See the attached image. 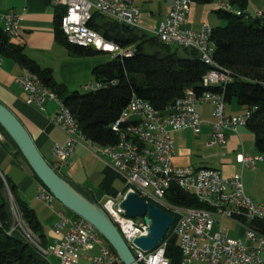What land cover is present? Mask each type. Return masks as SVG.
I'll return each mask as SVG.
<instances>
[{
    "label": "built area",
    "instance_id": "built-area-1",
    "mask_svg": "<svg viewBox=\"0 0 264 264\" xmlns=\"http://www.w3.org/2000/svg\"><path fill=\"white\" fill-rule=\"evenodd\" d=\"M51 1L54 4L62 2L65 8L60 26L69 42L85 46L98 44V50L108 53L110 57L113 52L119 55H130L133 52L132 46L121 47L107 41L89 21L92 12L97 10L119 22L140 27L137 0ZM225 7L238 9L227 0L219 1L215 6L222 9ZM189 11L190 7L186 4L173 0L170 10L160 20L154 34L164 43L196 50L207 65L202 85L209 87L211 84H219L223 87L234 79L231 77V69L209 61L207 46L202 44V34L203 28L210 24L202 22L198 29L191 28L188 25ZM261 13V10H255V14ZM0 18L1 26L7 34L12 37L19 35L20 28L13 11L2 12ZM63 18H70L73 30H65ZM15 80L24 92L27 105L42 110L47 100L55 101L25 72L16 75ZM105 85V81L90 80L82 84V88L97 89ZM198 102L212 104L213 120L208 144L225 143L227 133H235L240 126H244L250 113V110L241 114L226 113L222 91L204 89L196 93L187 89L164 110H158L147 99L133 93L111 124V129L117 135V145L99 144L94 150V154L123 181L122 188L115 194L105 195L99 202L121 235H129L127 245L135 257H141V264H168L166 241H161L152 250H145L134 242L137 236L147 232L150 223H146L143 216L127 215L120 207L119 203L127 191L135 192L146 202H152L174 216L170 234L176 237L181 264H264V237L258 236L252 227V216L264 219L263 204L246 194L241 173L223 176L217 167L175 165L172 162L175 151L173 132L185 128H191L195 134L200 132L203 119L196 108ZM51 120L65 134L63 142L55 141L51 146L52 156L59 168L67 163L74 148L82 141L74 123L61 113L58 106ZM131 142H139L140 151H133ZM148 147H155L154 160H147ZM237 160L242 166L254 167L257 162L264 161V152H239ZM158 175H165L166 183L170 186L175 184L192 194L202 205L186 206L163 200ZM37 197L52 206L54 196L48 188L38 185ZM56 214L54 229L60 237L55 239L52 246L44 247L48 257L53 255L57 260L56 263L52 261V264H75L83 251L96 244L99 245V251L91 257L93 264H123L91 222L79 215L69 216L61 210ZM224 220L238 227L237 234H230L231 228L223 226Z\"/></svg>",
    "mask_w": 264,
    "mask_h": 264
},
{
    "label": "trees",
    "instance_id": "trees-1",
    "mask_svg": "<svg viewBox=\"0 0 264 264\" xmlns=\"http://www.w3.org/2000/svg\"><path fill=\"white\" fill-rule=\"evenodd\" d=\"M190 1L209 3L212 0ZM227 1L239 9H234L238 13L214 8L226 23L211 26L210 34L215 47L214 60L229 67L234 76V79L223 87L202 85L201 80L207 65L200 59L196 50L164 43L156 34L142 27L119 22L97 10L92 12L89 24L107 41L121 47L133 48L130 55L108 56L93 67L94 80L105 81L106 85L103 87L84 91L67 89L63 82L53 77L49 67L40 66L25 53L24 46L13 41L12 36L3 30L1 25L0 55L14 59L24 69L37 75L69 109L84 138L98 146L117 143V135L111 129V124L118 118L133 93L147 99L158 110H164L187 89L196 93L210 89L212 92L222 91L225 102L234 99L246 110H250L245 127L253 134L255 149L264 152V12L257 15L248 11V0ZM64 11L65 8L61 5L55 11V39L74 56L105 53L93 45L72 43L65 38L60 26ZM179 48L182 52H179ZM0 133L3 136V145L12 149L14 156L19 155L26 161L1 124ZM56 170L66 178L58 168ZM33 176L46 188L34 172ZM117 178L118 174L105 166L99 181L100 189L107 195L115 194L118 190L114 184ZM73 186L89 199L96 200L83 187ZM165 200L186 206L202 205L192 194L175 184H169L165 191ZM68 212L77 216L70 210ZM253 227L264 235V219L254 220ZM170 228L171 226L162 239L166 241L165 255L169 260L168 264H181L180 250L176 237L170 234ZM24 229L31 232L36 243L25 235ZM104 241L113 249L105 238ZM39 245L46 247V237L35 209L21 196L11 176L0 169V264H52L51 258L44 255Z\"/></svg>",
    "mask_w": 264,
    "mask_h": 264
},
{
    "label": "crops",
    "instance_id": "crops-1",
    "mask_svg": "<svg viewBox=\"0 0 264 264\" xmlns=\"http://www.w3.org/2000/svg\"><path fill=\"white\" fill-rule=\"evenodd\" d=\"M147 1H153L155 8L158 10V16L153 15L150 5L147 9L141 7L142 3ZM212 1L214 2L213 4H217L219 1L226 0ZM137 3L140 7L139 26L148 31H155L160 20L170 10L173 0H137ZM216 4L213 6L214 8ZM57 6L59 7V5L54 4L51 0H0V14L7 10L13 11L17 16V22L20 28L19 35L16 36V39L13 41L22 44L25 53L35 59L40 66L49 67L53 77L57 81L63 82L67 89L80 90L82 84L94 80L92 69L96 65V61L94 58L71 55L64 45L55 39L54 15L56 8H58ZM188 7H190V5ZM247 9L253 14H255L256 9L264 12V1L259 5L255 3V0H248ZM207 20H209V8L199 9L197 7H190L188 25L191 28L198 29L202 22H207L210 26H213V24ZM217 24H221V21H217ZM0 25H2L1 18ZM23 71L24 68L17 61L0 55V101L7 105L23 122L42 155L48 161L55 163L51 146L53 142H63L65 139L64 132L51 120L58 105H56L54 100H47L42 110L27 105L24 102V92L15 80L16 75ZM232 108L231 111L225 109L226 113L241 114L246 111V108L243 106ZM197 110L201 113L203 119L198 134H195L191 128L180 129L173 132L175 151L172 155V162L175 165L213 166L217 167L223 176H230L238 172L239 169L241 170V174L242 172L252 175L264 173V161L257 162L254 167L246 168L247 166H242L237 160V154L239 152H257L254 147L253 135L243 129L245 125L240 126L235 133H227L225 143L219 144L220 148L217 150V157H215V159L214 157L210 158L213 159V161H202L201 156L194 152L193 148L188 146L185 138L188 131H191L196 136L203 134L208 144L212 117H209V114L208 116L206 115V107L204 105L202 109L197 108ZM84 142L78 144L74 148L71 158L63 165V175L68 181L70 180L73 185L83 187L99 201L101 196L104 198V196L107 195L99 187L101 172L106 165L97 156H93L89 153L87 147L83 144ZM0 144V169L11 176L17 184L21 196L35 209L45 232L46 247H50L54 244L55 239L60 237V234L56 233L54 229V224L57 220L56 212L61 210L69 216L72 215L66 210H63L60 206L55 205L53 201L52 206L47 205L44 201V204L39 202L40 200H38L39 198L36 192L37 186L41 184L38 183L33 176V171L27 161L19 155L14 156L12 153L13 150L6 148L1 139ZM92 144L93 143H91V145ZM95 145L99 147L97 144ZM8 154H10L12 158L8 163L9 165H4L6 155ZM10 164H15L20 169L22 176L18 181L10 173ZM59 168H61V166ZM90 179L96 180L98 191L94 192L90 189L88 185ZM30 186L32 192L27 191V188ZM243 186L246 194L262 202L264 206V193L258 191L248 178L246 182H243ZM46 207L49 210H46ZM54 207L56 209H54ZM51 208H53V211H51ZM64 230L63 228L62 232H64ZM98 251L99 245L97 244L83 251L75 264H93L91 257L97 254ZM50 258L54 263L57 262L55 256L50 255Z\"/></svg>",
    "mask_w": 264,
    "mask_h": 264
},
{
    "label": "water",
    "instance_id": "water-1",
    "mask_svg": "<svg viewBox=\"0 0 264 264\" xmlns=\"http://www.w3.org/2000/svg\"><path fill=\"white\" fill-rule=\"evenodd\" d=\"M0 124L18 146L28 165L63 206L91 222L115 250L123 264H141L133 255L120 231L98 200L89 199L56 170L42 155L31 134L18 116L0 101ZM131 217L143 216L150 223L147 232L134 239L145 250H152L162 241L174 216L152 202H146L133 191H127L119 203Z\"/></svg>",
    "mask_w": 264,
    "mask_h": 264
},
{
    "label": "rangeland",
    "instance_id": "rangeland-1",
    "mask_svg": "<svg viewBox=\"0 0 264 264\" xmlns=\"http://www.w3.org/2000/svg\"><path fill=\"white\" fill-rule=\"evenodd\" d=\"M263 1L264 0H258V1L255 0V3L260 5V3L263 2ZM213 3H214L213 1H211L210 3H196V2H191L190 7H197L199 9H201V8H209V20H207V21H209L213 25H225V23H226L225 19L224 18H221L220 16H218V14L213 10L214 9L213 6L216 4V3L215 4H213ZM149 5L152 7L151 9H152L153 15L154 16H158V10L155 8V5L153 4V1L143 2L141 7L147 9V8H149ZM217 21H221V24H217ZM148 32L154 33V30H149ZM12 39L15 40L16 39V36L15 37L13 36ZM179 52H182V49L181 48H179ZM112 54H114V52ZM108 56H109L108 53L98 52V53H94V54H91V55H86L85 57H87V58H94L95 61H96L95 63L97 64V63L105 60ZM112 56L114 57V55H112ZM80 90L81 91H84L83 88H81ZM203 105L206 107V115L208 116V114H209V117H212V114H211L212 104L209 103V102H201V103L198 102L196 104L197 108H200V109H202V106ZM232 107H241V105H238L237 102L234 99L231 100L230 102H226V104H225V109L226 110H230L231 111L233 109ZM212 120H213V117H212ZM243 129L246 132L252 134V132L249 129H247L245 127H243ZM185 138H186V142H187L188 146H190L191 148H193L194 149V152H196L198 155L201 156V160L202 161H209V162H211V161H213V159H210L211 157H214V159H215V157H217V150L220 148L219 147L220 145L219 144H216V145H209V144H207L206 138H205V136H203V134H201L199 136H196L191 131H188L187 132V136ZM0 139L3 140V136L1 135V133H0ZM208 140H209V137H208ZM84 143H85L86 147H88L87 149H88L89 153H91L93 156H96L94 154V150L96 149V145L95 144H92V145L91 144H87L86 142H84ZM251 145H252V142H251ZM11 158L12 157H11L10 154L6 155V158H5V161H4V165H9L8 163L11 160ZM89 163H90V160H89ZM10 165L12 166V167L9 166L10 169H11L10 170V173L18 181L21 178V176H22V174L20 172V169L15 164H10ZM63 167L64 166H61V168H59V170H58L62 174H64ZM100 167H101V164H100ZM246 168H248V167H246ZM238 172L240 173L241 170L239 169ZM241 175H242V181L243 182H246V180L248 178V180L251 181V183L256 187V189L258 191L264 193V173H259V174L252 175L250 173L247 174L246 172L245 173L242 172ZM122 182L123 181H122V179L120 177L117 178L115 180V182H114L115 187L118 188V189L122 188V186H123V183ZM88 185L90 186V189H92L94 192H96V191L99 190L98 189V186H97V182L94 179H90ZM27 191L28 192H32L31 186L27 188ZM36 194H37V192H36ZM102 199H103V196H101V198L99 199V201H102ZM38 200H40V199H38ZM39 202H42V204H44V202L42 200H40ZM263 202H264V199H263ZM53 203L55 205L60 206L63 210H66L67 212L69 211L65 206H63L55 198L53 199ZM263 208H264V206H263ZM51 209L50 210L53 211V208H51ZM54 209H56V208L54 207ZM46 210H49V209L46 207ZM225 225L226 226L228 225L231 228L230 234H234V235L237 234V232H238L237 228L238 227H236L235 224H233L232 222H230L228 220H224L223 221V226H225Z\"/></svg>",
    "mask_w": 264,
    "mask_h": 264
},
{
    "label": "bare ground",
    "instance_id": "bare-ground-1",
    "mask_svg": "<svg viewBox=\"0 0 264 264\" xmlns=\"http://www.w3.org/2000/svg\"><path fill=\"white\" fill-rule=\"evenodd\" d=\"M181 3L186 4L187 6H189L191 4L190 0H179ZM55 4L57 5H61L62 6V2H55ZM58 7V6H57ZM63 7V6H62ZM225 10L228 11H233L234 13H238L235 10H239V9H235L232 10V7H225ZM63 27H65V30H73V23L70 22V18H63ZM210 34H211V26L210 25H206L203 28V34H202V44L203 46H207V57L209 59V61L212 62H216L214 60L213 57V51H214V44L212 42V40L210 39ZM15 37V36H14ZM95 46L98 48V44H90L88 46ZM112 55H119V53H114ZM33 81L37 82L40 84L41 88L46 92V94H48V96L52 97L53 99H55L56 103H58V107L61 111V113L63 115H65L68 119H70L73 123L74 126L76 128V130L79 133V137L81 139L82 142H87L90 143V141L86 140L80 130L79 124L77 122V120L74 119V117L72 116V114L70 113L69 109L67 107L64 106V104L62 103V101L55 95L54 92H52V90H50L49 88H47L38 78L37 75H35L34 73L30 72L29 70L24 69V71ZM231 77L234 78V76L231 73ZM96 82V81H95ZM211 86H219V84H211ZM84 90H94V88H84ZM113 145H117L113 144ZM131 149L133 151H140V143L139 142H131ZM154 155H155V147H148V153H147V160H154ZM158 185L161 186V198L163 200H165V191L167 190L169 183H166V176L165 175H158ZM43 187V186H42ZM45 188V187H43ZM47 188V187H46ZM254 220H263L261 218V216H252V227H253V223ZM256 222V221H255ZM254 228V227H253ZM24 231H26V235L28 236V238L34 242L31 232L24 229ZM256 234L258 236L264 237V235L258 233L255 230ZM30 233V234H29ZM124 240L126 241V243H129V235H122ZM39 248L41 249V251L44 253L45 256H48L47 250L45 248H43L42 246L39 245ZM140 263H141V257H135Z\"/></svg>",
    "mask_w": 264,
    "mask_h": 264
}]
</instances>
